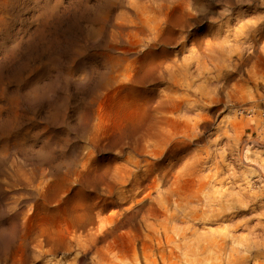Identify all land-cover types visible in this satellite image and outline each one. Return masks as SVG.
<instances>
[{
    "label": "rangeland",
    "instance_id": "obj_1",
    "mask_svg": "<svg viewBox=\"0 0 264 264\" xmlns=\"http://www.w3.org/2000/svg\"><path fill=\"white\" fill-rule=\"evenodd\" d=\"M0 264H264V0H0Z\"/></svg>",
    "mask_w": 264,
    "mask_h": 264
},
{
    "label": "bare ground",
    "instance_id": "obj_2",
    "mask_svg": "<svg viewBox=\"0 0 264 264\" xmlns=\"http://www.w3.org/2000/svg\"><path fill=\"white\" fill-rule=\"evenodd\" d=\"M133 16V15H132ZM129 19V18H128ZM133 19H135V18H133ZM165 19V18H164ZM142 20V19H141ZM134 21V20H133ZM138 21V20H137ZM165 22V21H164ZM134 23V22H133ZM142 23V22H141ZM135 24V23H134ZM140 24V23H139ZM138 24V25H139ZM163 24V23H162ZM121 25V24H120ZM120 25H119V27H120ZM131 25H132V22H131ZM136 25V24H135ZM133 26V25H132ZM140 26H142V25H140ZM122 27H123V24H122ZM122 27H120V29L122 28ZM127 28V27H126ZM131 28V27H130ZM129 28V29H130ZM134 28V27H133ZM141 28V27H140ZM152 29V30H151ZM149 28V30H150V32H149V30L147 31V33L149 32V34H153V35H151L152 37H154V35H156L157 33L156 32H158V31H154L153 30V28ZM155 29V28H154ZM161 29V28H160ZM122 30H123V28H122ZM124 30H125V28H124ZM131 30V29H130ZM134 31V30H133ZM132 31V32H133ZM152 31H154L153 33H152ZM157 36H158V34H157ZM156 36V37H157ZM150 37V36H149ZM156 37H154L155 39H156ZM143 40V39H142ZM150 40H151V38H150ZM153 40V39H152ZM148 42V41H147ZM152 42V41H151ZM242 43V42H241ZM133 53V52H132ZM131 53V54H132ZM134 54V53H133ZM136 54H137V52H136ZM154 55V54H153ZM131 56V55H130ZM128 57V56H127ZM161 63V61L160 62H157V64L156 65H154L153 66V68L151 69V70H149L148 71V75L150 76V77H152L153 78V76H154V74L156 73V71H158V69H159V65L158 64H160ZM163 75H164V71L163 72H161V71H158V75L156 76V78H160V79H163ZM180 106V104L179 103H177V102H175V100L174 99H167V100H164V101H160V99H159V101H156V107L157 108H159V109H161V108H169V109H175V108H177V107H179ZM132 194H134V193H132ZM111 193L109 192V194H108V196L110 197V198H112L111 197ZM128 196H132L131 194L129 195H127V197ZM104 202V201H103ZM111 205H117V206H119V204H118V202L117 201H113V202H111L110 203ZM106 205V204H105ZM134 208V206H130V207H128V208H124V209H122V213L120 214V217H121V219H123V220H119V221H117L116 222V224H115V226L114 227H110L109 228V230L107 229H105L106 227H98L97 229H96V234H91V235H88L89 236V238L86 240V238H85V240L83 239H80V240H82V242H83V244H81L80 246H79V253H78V255H79V261H80V259H83V258H85L86 257V255L89 253V254H97V253H99L98 251V247L96 246V244H97V239H99V237H101L100 238V240L102 241V242H104V241H108V240H104V239H107V237L109 238V237H114L116 234H117V231H119V229L121 228V227H123L124 225H128V226H134V225H132V223H133V221H135V219L137 218V217H141V221H142V223H143V229H144V232L146 233L145 234V236L148 238V239H154V237H153V231H151V229H153V227H154V224L153 223H149V219H151V220H153V221H157L161 216V214L163 213L162 211L163 210H161V209H159V208H154V207H148V208H144V209H142V208H139V209H136V211L132 214H130V212L132 211V210H134L133 209ZM84 212L83 213H79L78 214V211L77 210H73V212L75 213V216H77V218L78 219H81V221L80 220H78L77 222H76V224H75V227L77 228V229H84L87 225H94V224H96V220H94V218H93V214L91 213V212H93L92 211V208L91 207H85L84 209ZM100 211V210H99ZM165 212V211H164ZM96 214V213H95ZM95 214H94V216H95ZM97 216H98V214H97ZM97 216H96V218H97ZM170 218V220H172V216H170L169 217ZM98 222V221H97ZM136 223V222H135ZM134 223V224H135ZM122 229V228H121ZM175 232V231H174ZM117 236H118V234H117ZM116 236V237H117ZM72 237V236H71ZM84 237V236H83ZM85 237H86V234H85ZM73 238V237H72ZM165 239H172V237H170V236H165ZM174 239V238H173ZM104 240V241H103ZM118 240V239H117ZM120 240V239H119ZM101 241H99L98 240V243L99 242H101ZM111 241H109L108 243H110ZM78 243V242H77ZM106 243V242H105ZM166 244L168 243V240L165 242ZM80 244V243H79ZM111 244V243H110ZM78 245V244H77ZM110 246V245H109ZM108 246V247H109ZM160 247H161V245L160 244H158V249H160ZM98 250V251H97ZM109 252H107V254L108 255H104L105 257L104 258H107V257H109V255L111 254V258H114V259H116L117 258V254L119 253V250H121V246H120V248H117V247H115L114 246V244L109 248ZM37 252V251H36ZM112 252H114V253H112ZM88 257V256H87ZM82 261V260H81ZM83 261H85V260H83ZM78 262V261H77Z\"/></svg>",
    "mask_w": 264,
    "mask_h": 264
}]
</instances>
